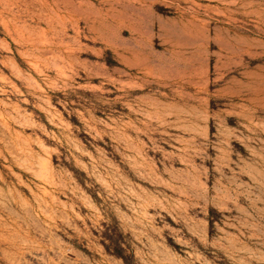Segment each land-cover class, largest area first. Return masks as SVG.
<instances>
[{"label":"rangeland","instance_id":"obj_1","mask_svg":"<svg viewBox=\"0 0 264 264\" xmlns=\"http://www.w3.org/2000/svg\"><path fill=\"white\" fill-rule=\"evenodd\" d=\"M0 264H264V0H0Z\"/></svg>","mask_w":264,"mask_h":264}]
</instances>
